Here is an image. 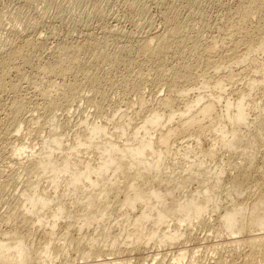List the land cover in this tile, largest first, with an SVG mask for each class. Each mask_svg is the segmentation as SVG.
<instances>
[{"label":"bare ground","instance_id":"6f19581e","mask_svg":"<svg viewBox=\"0 0 264 264\" xmlns=\"http://www.w3.org/2000/svg\"><path fill=\"white\" fill-rule=\"evenodd\" d=\"M84 1L91 2L89 13L99 12L101 0ZM203 1L171 0V6L162 11V31L143 36L133 46L125 43L109 51L105 41L111 34L117 35L112 27L102 41L56 44L49 60L35 66L45 77L73 80L68 84L49 80L48 85L40 76L48 86L40 81L31 85L39 93L36 107L41 113L34 116L32 109L33 114L25 118L27 101L15 98L1 120L7 122L6 137L13 139L26 126L27 136L34 132L41 138L43 150L35 156L26 155L30 160L26 158L24 162L27 167L37 168V179L23 186L29 180L24 178L25 182L22 177L21 190L11 196L10 217L32 225L33 236H39L37 248L30 247L28 236L8 237L10 234L4 233L0 237V264H72L65 258L67 244L74 242H67L73 229L78 234L76 244L86 243V251L79 254V264H118L119 255L139 252L150 244L158 252L149 255L146 264H166L165 259H157L163 251L174 252L173 264L186 260H191L189 264H204L196 255L202 248L188 246L193 242L189 232L192 227L211 229L214 220L219 224L218 237L226 240L225 245L232 248L230 252L247 246L248 257L254 264H262L254 259L264 247V78H251L249 84L243 85L247 93L240 90L235 100L228 97L224 80L238 77L243 71H236L245 66L255 76L264 71V0H239L235 9L220 17L218 28L215 26L219 35L215 37L220 39L222 51L217 49L215 37L203 41V33L210 28L200 9ZM121 2L132 15L145 16L140 0ZM180 2L187 9L183 16L178 12ZM76 6L82 5L78 7L77 1ZM14 17L18 20L19 14ZM24 18L22 23L27 25ZM37 42L27 41L16 48L10 38L0 45V55H5L0 62V92H17L22 86L18 82L30 84L22 69L34 67L32 51L41 49ZM172 56L179 62L173 60L176 63L170 64ZM117 63H123L125 71L124 81L116 89L136 97L140 122L131 124L135 119L124 120L125 116L116 122L113 118L117 112L109 118L102 103L90 101L95 114L103 116L82 121V133L61 134L62 112L82 99L84 87L102 94L99 86L106 78L99 77V73L105 67L108 73L113 71ZM221 69L229 72L227 77L219 74ZM13 72L17 80L8 82L7 76ZM216 75L211 86L208 78ZM147 83L153 89L164 87L174 94L150 107L144 94ZM258 93L260 96L255 98ZM185 138L188 140H180ZM13 151L17 158L27 152L25 146H16ZM6 177L7 182L15 183L19 175L10 173ZM238 183L239 188L225 193L227 184ZM244 185H250L256 195L251 206L244 196L245 187L241 188ZM112 211H117V216ZM91 226L95 232L85 234ZM112 233L115 234L111 236ZM100 236H106L105 240ZM221 245L219 248L224 250ZM100 246L106 250L101 251Z\"/></svg>","mask_w":264,"mask_h":264},{"label":"rangeland","instance_id":"374dc122","mask_svg":"<svg viewBox=\"0 0 264 264\" xmlns=\"http://www.w3.org/2000/svg\"><path fill=\"white\" fill-rule=\"evenodd\" d=\"M51 1L52 0H49V1L48 0H33L31 2H29V1L26 2V0H0V45L2 43L6 42L8 39L13 38V44H14V47L17 46L16 48L23 47V45L27 41H32V40L34 41V43H36L38 41L37 44L39 43L40 44L39 47L41 46V49L36 48L37 50L34 49L32 51V52H34V54L32 53V55L34 57L33 63L35 62L33 65L34 67L31 66L32 67L31 68L29 66H25L22 69V72L26 75V78H28V81L30 83V84H28L29 86L27 85V83L25 81H22L19 83L18 82L19 80H18L17 84L22 85V86H20V90H18L17 92H11L9 90H5V91L0 92V173L4 172L3 175L0 174V237H2L1 235H3L4 233L10 234L8 237H10V236H15V237L16 236L17 237L28 236L27 239L30 240L31 242H33V246H31V242H30V247L34 248V249L37 248V242L39 240V236H37V233L35 236H33L34 231H30L32 225H29V223H25V221H23L21 219L14 221V219L12 218L13 217V208H12L13 202L12 201H13V197L18 193L17 191L21 190L22 184H20V182H21L22 177H23V179L25 178L26 180H29V182H27L26 185H25V183L23 185V186H27L28 184H30V181L31 182L35 181L37 179L36 177L38 176L37 173L39 171L37 170V168H35V166L34 167H27L25 165L24 162L27 160L28 161L30 160L26 157V155L35 156V154H38L41 150H43V147H41V141H40L41 138L37 137V135H35L36 133L34 134V132H33V134L35 136L33 134L30 137L27 136L28 133H27L26 128H25L26 126L22 127L21 130L19 131V133L14 134L16 136L13 139H11L9 137V135H8V137H6L7 135L5 133L7 131L5 133H4V131L7 130V122H6V120L5 121H1V120L5 118L4 115H6V114H4V113L8 112L7 107L9 105V103L15 98L16 99L22 98L23 100L27 101V108H26L27 112L25 113L24 117L25 116L28 117L31 114H33L34 110L35 111H34L33 115L36 116L39 113H41V111H39L38 108L36 107V104H38L40 102V96L38 95L39 93L33 87V85H31L33 82L38 83L40 81L39 83L40 84L43 83L44 87L48 86L51 82L54 83V81H55V84H61L63 82L65 84L66 83L68 84V82H72V80H73L72 77H70L69 79L68 78L62 79V78H56V77L51 78L49 76L45 77V75L44 76L40 75L37 72V69L35 68V66L37 67L40 64L41 65L45 64L46 61L49 60L50 50L56 44L60 43L59 45H61V44L67 43L68 45H75V44H79V45L84 44L85 45L88 43V40H89V42H93L94 40L96 41V39H97V41H99V40L102 41L104 39L103 36H105L104 35L105 32H107L109 29H111L113 27L114 29L112 28V30H114V31L116 30L117 32L115 33V35L116 34L117 35L114 36V34H111L113 36L107 37L108 40L105 41V42H108L107 43V49L109 47V49H108L109 51L111 49L113 50V48L117 49V47H120V45H123L125 43H127L129 45L131 44L133 46L135 43L139 42V40L141 41V38L144 39L147 35H154V34H157V33L162 31L161 30V29H163L162 28L163 23H161V21H162L161 15L163 14L162 11L165 12L164 10L167 9L166 7L171 6V4H172L171 0H163V1L161 0L162 2L160 0H140L141 2H143V6H145V10H146V14H147V15L145 14V16H142L143 18L142 17L140 18V16H134L131 13H129L126 9H124L122 7L121 0H101L99 12H97V13L92 12L93 15L91 13H89V12H91V7H92L91 2L87 1L88 2L87 3L84 0L83 1L81 0L82 2L79 0H53V3H52ZM77 1H78V7H79V5H82L79 8H77V6H76ZM206 1L207 0L203 1L204 3L203 4L201 3V5H200V7L203 6L200 9L205 12L207 22H209V25H210V28L207 29L209 32L206 30L207 32L205 31V33H203V35H205L203 37L204 42H206L208 40V38H210V40H211V38H214L217 34L219 35V33L217 32L218 29H216V27L220 23L221 18H223L226 15V12L228 14V12L235 9L236 5L238 4L237 2L239 0H213V1L211 0L212 3L209 1H207L208 3H206ZM46 2L49 4L46 5ZM79 2H81V4H79ZM160 2H161V4H160ZM51 3H52V5H50ZM180 3L181 4L179 5L178 12L181 11L180 12L181 14L180 13L179 14L183 16V15H185V13H187V9L185 8V6H184L185 4L183 2H180ZM161 5H162V7H161ZM158 7H160V8H158ZM20 11L23 12L24 14H22ZM12 13H13V15H12ZM62 13H64V14H62ZM18 14H19L20 19L18 18V20H17V18H15L14 16L18 17ZM61 15H62V17H61ZM21 16L23 18L25 16L24 21H28V23L30 22L29 25H28V23L26 25L25 22H24L25 24L22 23L23 18ZM60 17H61V19H60ZM12 18H15V19H12ZM63 18H65V19H63ZM13 21H15V22H13ZM31 21L34 24L31 23ZM22 24L24 25V27ZM31 24H33V25L30 26ZM36 24H37V26H36ZM148 25H150V26H148ZM16 26H17V28H16ZM105 28L106 29L108 28V29L106 30ZM17 29L20 31H18ZM26 29H28V30H26ZM51 34H52V36H51ZM12 35H13V37H12ZM122 35H124V36H122ZM212 35H213V37H212ZM218 35L216 37H218ZM143 36H145V37H143ZM113 37H117V38H113ZM219 38H222V37H219ZM114 39L116 40V42ZM217 39L218 38H216L217 43L221 42V41H219L220 39H218V40ZM41 41H42V44H41ZM218 44L219 45H217V49L220 48L222 51L221 44L220 43H218ZM218 51L221 52L220 50H218ZM4 58H5L4 54L0 55V62ZM261 58H263V55L261 56ZM170 59H172V60H170ZM170 59H169L170 61L168 60V62L170 64H172V62H173V64L176 62H179L178 59H176V58L174 59L173 56ZM173 60H176V62ZM189 60L192 61L191 59H189ZM117 64H118V66H116ZM117 64L114 65L115 68L113 67V71L111 69L108 73L109 68L105 67V69H103L102 72L99 73V77H102V78L105 77L106 78L103 80V82L100 83V86H99V88L102 90V94L88 90L86 87H84L83 90L85 89V91H84V94L82 96V99L80 101H78V103L75 102L69 110L62 112V117L59 118L60 123L62 124L61 130H60L61 134H62V131H63V134L67 135V136L74 135L77 132L82 133L85 131V128L80 124V123H82V121L98 120V118L100 116H103L100 114L99 115L95 114L96 109L94 108V105H91L89 103L90 101L102 103L103 104L102 107L107 110L106 115L109 118H113V116H115V112H117L115 118H113V119H115L116 122L119 121V119L123 116H125L124 120H127L128 118L132 119V120L135 119L132 121L133 123L131 122V124H137L140 122V117L137 118V116H136L137 115L136 113L138 110L137 109L138 107L136 104V97H134V95H132V94L121 93L116 89V88H118L117 85H119L122 81H124V71H125L124 69H122L123 67L125 68V66H123L124 65L123 63H122V65H121V63H117ZM104 70H107V72ZM116 70H118V71H116ZM111 71H112V73H111ZM241 71H243V72L238 77L233 78L232 80H229V79L224 80V84L227 85L226 88L228 90V93H227L228 97H230L233 100L238 98V95L241 93L240 90H242L243 93H247L248 89L247 88L244 89L243 85L246 86V84H249L251 78L259 80V81H261L264 78V71H260V73L255 76L251 73V70L248 69V66L239 68V70L236 71V74L241 72ZM108 74H110V75H108ZM219 74L223 77H227L229 72H227V70L221 69ZM218 75L213 76L212 78H214V79L208 78V83H210L211 86L213 85L214 80L217 79ZM40 76L41 77L43 76L42 78L47 81L48 85H45V84H47L46 81L42 80ZM40 79L42 80V82ZM16 80H17V78H16V74L14 72L10 73V75L7 76L8 82H16ZM49 80H52V81H50V83H49L48 82ZM105 80H108V81L110 80L111 82L110 81L107 82ZM43 81H45V82H43ZM114 86H116V87H114ZM33 89H34V91H33ZM144 94H145L146 100L149 101L150 107H154L155 105H157L158 102H160L159 100L164 99L168 95L172 96L174 93L172 92L171 94H169V92L166 91V89L164 87H157V88L153 89L151 84L147 83L145 85ZM191 96H189V97H191ZM259 96H260V94L258 93L255 96V98H258ZM37 99H39V100H37ZM127 102L129 103L128 105H126ZM5 107H6V109H4ZM28 109H30V110H28ZM32 109H33V111H32ZM173 110H176V109L174 108V109H172V111ZM28 112H29V114H28ZM166 112H167L166 114H168L170 112L169 109H166ZM110 127L112 129V126H110ZM1 131L3 133H1ZM112 132H113V130H112ZM3 134H4V136H3ZM180 140L186 141V140H188V138L180 139ZM16 146H18V147L25 146V150L27 152H23L24 155L22 154L21 156H19V158H17V154L13 151ZM202 147L205 148L206 144H203ZM27 148H29V149H27ZM32 150H33V154H31ZM26 158H27V160H26ZM20 160H22V163L20 162ZM208 164H210V163H208ZM210 165H212V164H210ZM10 173L15 174V175H19V178H17V180H15V183L6 181V178H7L6 176ZM25 179H24V181L26 182ZM39 179H41V178H39ZM42 182L43 181H41V183H40L41 185L43 184ZM232 184H230V186H232ZM238 184H237V186L236 185L232 186V189L227 184L226 188L224 186L225 189L224 188L223 189H224L225 193L231 192L233 190V188H237L238 186H240V184L239 185ZM43 186H45V184ZM227 188H229V190H227ZM241 188H244V192H245L244 196H246L245 198H248L247 203H248V205L251 206L256 200V195H255L253 189L251 188L250 185H247V186L244 185L243 187L241 186ZM261 190H264V189L262 188ZM225 193L223 192V194H225ZM11 196H13V197L11 198ZM112 205L110 206V208H114ZM112 212H113V215L116 214L115 216H117V214H118L117 211H112ZM10 216H12V217H10ZM111 226H113V224H111ZM218 226H219V224L214 220L212 222L211 229L210 228L209 229L208 228L200 229V228H196V227L193 228L192 227V231H190V232L188 231L190 238L193 241V242H190L188 244V246H191L189 248L192 249L193 247H197V246L198 247L200 246V248H202L200 250V252L196 254L197 257L199 258V260L202 261V263H204V264H215L216 261L221 263V264H254L253 261L251 260V258L248 257L250 250L247 246L242 245L238 249H235V251H232L233 253L230 252L232 248H229L230 246L225 245L224 242H226V240L223 239L222 237H218V235H219V233L217 231ZM74 230L75 229L71 230L70 238L67 237V239H68L67 242H69L70 240H74V242L71 246H68V244H67L66 248H68L69 251L66 254L67 259L65 258V260L67 261L69 259L70 261L71 260L73 261V262L71 261L72 264H79V262H78V261H80L78 259L79 254L81 251H86L85 250L86 249V246H85L86 243H84L85 245H83V243L76 244L78 242V234H76V232ZM94 232H95L94 227L91 226L89 230L85 231V234L87 233L88 235L89 234L92 235ZM116 233H118V232H116ZM97 234H99V233H97ZM114 234L115 233H112L111 236H113ZM59 235H62V231L60 233H58V236ZM104 237H106V236H100L99 239L104 241L105 240ZM63 238H64V236H63ZM60 243L61 242H59V244ZM221 243L223 244L225 251L223 250V248L220 249L222 246ZM219 244H220V246H219ZM216 245H217V247H216ZM98 248L100 249L101 246ZM105 248H101V251L106 250ZM225 248L227 249V251ZM228 248H229V250H228ZM143 249L140 250L139 252H135L132 254H130V253L129 254H123V256L119 255V257H117V258H119L121 260L119 261L118 264H146L145 262H149V260H150L149 255L153 256V254H155V252L156 253L158 252L157 249L154 248L153 244H150L148 247L145 246ZM173 253H174L173 251H163L157 259H158V261L160 259H165L166 264L167 263L168 264L176 263V261L173 259V257H174ZM134 256H136V257H134ZM147 256L149 258H147ZM106 258H110V257H106ZM145 258H147V259L144 260ZM255 259H254V261L256 263L261 262L262 264H264V261H263L264 260V247L262 250H260L257 253V255L255 256ZM70 261H68V262H70ZM190 261L186 260L180 264H189ZM55 264H60V263L57 262ZM63 264H66V263H63Z\"/></svg>","mask_w":264,"mask_h":264}]
</instances>
